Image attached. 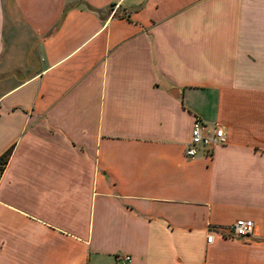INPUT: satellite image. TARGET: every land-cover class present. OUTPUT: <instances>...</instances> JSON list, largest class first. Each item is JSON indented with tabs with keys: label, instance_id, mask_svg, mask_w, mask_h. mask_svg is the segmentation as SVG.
Instances as JSON below:
<instances>
[{
	"label": "crops",
	"instance_id": "crops-1",
	"mask_svg": "<svg viewBox=\"0 0 264 264\" xmlns=\"http://www.w3.org/2000/svg\"><path fill=\"white\" fill-rule=\"evenodd\" d=\"M0 264H264V0H0Z\"/></svg>",
	"mask_w": 264,
	"mask_h": 264
},
{
	"label": "built area",
	"instance_id": "built-area-1",
	"mask_svg": "<svg viewBox=\"0 0 264 264\" xmlns=\"http://www.w3.org/2000/svg\"><path fill=\"white\" fill-rule=\"evenodd\" d=\"M207 130L206 125L201 120H196L194 128L192 130L191 142L186 149V156L190 159L195 158L198 155L201 147L210 148L218 145L227 144L228 140L224 129L216 127L213 133H205ZM255 223L252 220L238 219L229 228L230 237L234 239L245 240L254 235ZM215 230H211L208 235V244L213 243L215 239ZM130 261V258L127 257Z\"/></svg>",
	"mask_w": 264,
	"mask_h": 264
},
{
	"label": "trees",
	"instance_id": "trees-1",
	"mask_svg": "<svg viewBox=\"0 0 264 264\" xmlns=\"http://www.w3.org/2000/svg\"><path fill=\"white\" fill-rule=\"evenodd\" d=\"M6 160H7V157H4V158L1 160V162H2L3 165L6 164Z\"/></svg>",
	"mask_w": 264,
	"mask_h": 264
}]
</instances>
